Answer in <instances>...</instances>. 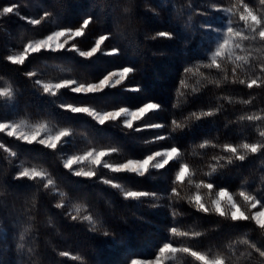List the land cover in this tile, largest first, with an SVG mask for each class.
Listing matches in <instances>:
<instances>
[{"label":"trees","instance_id":"16d2710c","mask_svg":"<svg viewBox=\"0 0 264 264\" xmlns=\"http://www.w3.org/2000/svg\"><path fill=\"white\" fill-rule=\"evenodd\" d=\"M232 0H0V10L12 3L20 5L19 13L26 17L38 18L44 11L53 13L55 20L64 25L73 26L86 16H92L94 23L90 25L85 37L78 38L76 43L81 49L87 50L100 34L111 32L112 36L106 41L107 47H120L121 55L107 57L100 54L86 59L75 52L51 53L42 51L32 54L23 66L11 65L5 56L22 50L23 44L29 40L43 37L56 28L52 20L44 21L41 25L32 26L16 15L0 17V88L13 87L18 89L17 105L10 111V118L28 122H46L53 130L61 127L70 128L75 135L71 144L63 150L53 152L40 146L20 144L13 138L0 133V142L12 146L21 153L15 161L17 166H35L46 169L57 181L58 187L70 194L71 199H65L66 207H54L59 202L58 195H52L41 189L37 191L31 181H14L12 175L16 171L9 160L0 158V264H128V260L137 256L151 257L158 246L169 239L168 228L173 220L168 201L145 200L143 202L125 201L118 191L102 183H96L83 178L71 176L63 168V156L71 152H84L91 148L118 147L120 153L114 155L109 162H120L127 158H141L151 151L168 146L173 141L143 143L151 139L157 132L165 129L146 130L142 133H124L116 126L106 125L104 129L86 116H72L67 112H58L56 106L47 96L34 91L32 81L25 72L36 71L38 77L45 81L55 82L60 79H75L80 82H93L101 78L107 71L121 66L133 65L139 69L131 83H139L145 93H126L121 88L107 91L100 96H77L67 90H62L59 100L74 105L86 104L104 111L117 106L134 108L146 98L155 99L164 104V110L156 114L157 122L168 123L172 114L183 119L191 111L214 107L217 103L223 105L221 112L211 118L195 122L191 131L177 132L174 142L185 150L183 159L190 165V172L198 173L195 180L207 179L203 173L209 169L208 164L214 163L213 154H220L219 149L208 147L199 149L197 145L204 139L217 143H240L242 140L255 142L261 138L259 129L248 122H234L240 115H264V87L248 89L240 84H221L217 88L213 84L201 82L197 84L198 76L189 75L186 79L190 88L188 101L180 108L172 107L175 102V90L184 66L195 63L203 58L209 41L199 29L204 17L192 13L212 3H231ZM252 6L259 7L258 0H247ZM146 5L156 9L157 14L147 10ZM190 5V6H189ZM128 9V11H125ZM219 16V13H213ZM233 25L239 28L237 17H233ZM224 21H216L222 26ZM169 30L177 34L174 40L145 39L155 31ZM214 35V34H210ZM253 51L256 64L264 62V46L256 42H244ZM104 47V46H102ZM259 48L260 51H255ZM155 53V54H154ZM237 54L245 55L246 53ZM229 69L231 65H226ZM202 71H207L203 70ZM261 75L258 70L250 73L245 69L241 78L248 75ZM213 78L219 74L212 73ZM200 88L193 94L191 87ZM219 96L231 98L218 100ZM251 100L250 104L242 101ZM151 122V121H150ZM228 125L226 128L225 125ZM264 129V122H257ZM0 149V157L5 156ZM259 154L249 158L237 166H228L222 173L214 176L216 182L226 186L233 193H238L244 181L245 187L251 191L262 189L260 178L264 175V164ZM176 168L170 165L165 170L156 172L153 176L140 178L132 175H117L115 180L126 189H144L158 192L166 196V190ZM104 174L112 176L107 170ZM22 185V186H21ZM194 185L183 188L184 200L176 207L181 213L176 218L177 225L183 230L200 231L205 233L198 239L190 240L182 237L171 238L175 246H190L195 249L215 255L223 251H247V246L238 243L242 239L264 244V233L255 228L251 222L234 224L230 220L215 215L198 213L189 206L187 197L194 194ZM205 201L207 195L205 190ZM35 197V204L32 199ZM159 203L164 207H151ZM80 207V216L92 214L103 222L112 235L104 237L102 233L90 232L87 222L71 221L66 215L68 211L76 214L75 207ZM52 223L49 224L48 220ZM33 225L32 232L25 240L24 253L18 252L19 233L25 224ZM115 240L116 243H112ZM229 244L234 245L229 249ZM27 248H32L31 254ZM56 251H53V249ZM70 252L69 257H60L58 251ZM79 255L80 260L71 256ZM174 264H198L186 254H177ZM240 264H249L242 259ZM250 264H261V258L254 257Z\"/></svg>","mask_w":264,"mask_h":264},{"label":"snow or ice","instance_id":"6c2138e0","mask_svg":"<svg viewBox=\"0 0 264 264\" xmlns=\"http://www.w3.org/2000/svg\"><path fill=\"white\" fill-rule=\"evenodd\" d=\"M259 7L252 6L247 0H232L231 3L225 5L223 3H212L203 6L200 9H193L192 13L204 17V20L199 24V29L204 37L209 41V47L206 49L202 59L195 63L188 64L183 67L178 86L175 90V102L172 107L180 108L182 104L188 101V90L190 85L187 82V77L191 75L198 76L197 84L206 82L215 85L217 88L221 84H240L248 89L264 87V62L256 64L255 58L250 55L253 51L245 46L244 42H256L264 46V0H258ZM190 6V5H189ZM20 5L16 3L4 6L0 10V17L16 15L19 19L26 21L32 26L41 25L44 21L52 20L56 23V28L50 31L49 34L40 39L29 40L23 44L22 50L17 54H8L5 59L11 65L23 66L32 54H38L42 51L58 53V52H75L79 57L91 59L97 54L114 57L121 55L120 47H107L106 41L111 39V32L100 34L94 40V43L87 50L81 49L76 43L78 38L86 36L90 25L94 23L92 16H86L81 21L73 26L64 25L62 22L55 20L53 13L44 11L38 18L26 17L19 13ZM147 10L153 14L156 9L151 5H146ZM128 11V9H125ZM213 13L221 15L215 16ZM233 17H237L240 22V27L233 26ZM216 21H226L224 27H219ZM215 34V35H210ZM177 34L169 30L155 31L150 35H146L145 39L156 41L159 39L174 40ZM104 46V47H102ZM246 53L245 55L237 54ZM255 51H260L259 48ZM155 54V53H154ZM230 64L229 69L226 65ZM207 70V71H202ZM247 69L248 72L254 73L256 70L261 75H248L246 78H241V73ZM139 69L131 64L121 66L118 69L107 71L101 78L93 82H80L75 79H60L55 82L45 81L38 77L36 71L25 72V76L32 81L34 91L40 95L47 96L51 99V103L56 106L58 112H67L72 116H86L94 122L97 128H93L96 133L98 129H104L106 125L118 127L124 135L129 133H142L146 130L165 129L166 132H157L151 139L143 141L145 144L157 143L160 141H173L168 146L149 152L141 158H127L120 162H109L114 155L120 153L118 147H101L91 148L84 152H71L63 156V168L76 178H83L96 183H102L112 189L118 191L119 195L125 201L143 202L145 200L159 201L166 199L168 201L166 207L170 211L173 220L172 226L168 228L169 239L165 240L161 246H158L154 255L151 257L137 256L128 260V264H166V261L174 258L178 253L186 254L192 257L198 264H240L242 259H246L249 264L254 257L261 258V264H264V244L250 242L248 239H242L238 243L246 245L247 251L240 252L239 250L224 253L223 251L211 255L195 249L190 246H175L171 238L182 237L190 240H195L203 236L205 233L200 231L183 230L177 225L176 218L181 215L176 205L179 201L184 200L182 194L186 183L194 185V194L187 197L189 206L194 208L196 212L204 215H215L217 217L230 220L234 224L240 222H251L264 233V175L260 181L261 190L251 191L244 185L238 193H233L226 186L219 185L214 176L222 173L228 166H237V162L243 164L249 156L264 158V139L252 142L250 140H242L240 143H217L213 140L204 139L197 147L199 149H219L220 154H213L211 159L214 163L207 165L208 171L203 173L207 179L195 180L197 172H190V165L183 159L185 150L174 142V134L177 132H185L187 129L191 131L193 123L201 121L205 118H211L221 112L223 105L217 103L214 107L207 109H199L191 111L183 119H178L175 114H172L170 121L166 124L155 120L156 114L164 110V104L152 99L146 98L142 103L134 108L129 106H117L110 110L101 111L93 106L86 104L74 105L73 103L63 102L59 100L62 90H67L77 96H100L109 90L121 88L126 93H145V89L139 83H131L135 74ZM219 74V78H213L212 73ZM200 88L191 87V92L195 94ZM18 89L13 87L0 88V133L7 137L13 138L20 144L32 148L40 146L53 152L63 150L66 145L71 144V138L75 133L67 127H61L53 130L48 123L38 122L28 125L24 120H14L10 118V111H14L17 105ZM218 100H228L231 103L230 97L219 96ZM244 104H250L251 100L242 101ZM151 121V122H150ZM248 122L250 125L259 129V136L264 138V129H260L257 122H264V115L260 114H245L240 115L237 121ZM227 128L228 125L226 124ZM100 134V133H99ZM5 156L0 158L9 160V163L16 168L12 175L14 181H31L37 191L43 189L52 195H58L59 202L55 203L54 207L63 209L66 207L65 199H71L70 194L62 191L57 181L52 174L46 169L37 168L35 166H24L21 162L17 166L15 161L20 159L21 153L15 150L12 146H8L0 142ZM87 162L90 167L85 169L82 167ZM264 164V159L261 160ZM170 165L176 168L174 175L170 181L169 187L166 190V196H162L158 192L148 191L144 189H126L121 183L115 180L117 175H132L136 177L155 178L153 170L159 172L165 170ZM107 170L113 174L109 176L103 173ZM22 186V185H21ZM205 190L207 202L205 201ZM35 204V197L32 199ZM159 203L151 204V207H164ZM75 207L76 214L68 211L66 215L71 221L87 222L89 231L93 233H102L104 237H109L112 233L107 228H104L103 222L95 218L92 214L80 216V207ZM256 209V211H253ZM51 224L52 220L49 219ZM33 225L25 224L18 236L16 245L17 251L24 253L25 240L29 233L32 232ZM112 243H116L115 240ZM234 245L229 244V249ZM53 251H56L54 248ZM32 248H27V253L31 254ZM60 257H69L70 252L66 250L58 251ZM73 260H80L81 256H71Z\"/></svg>","mask_w":264,"mask_h":264},{"label":"rangeland","instance_id":"374dc122","mask_svg":"<svg viewBox=\"0 0 264 264\" xmlns=\"http://www.w3.org/2000/svg\"><path fill=\"white\" fill-rule=\"evenodd\" d=\"M225 22H226V21H224L223 24H222V26H219V27L223 28ZM233 26H234V25H233ZM234 27H235V26H234ZM239 27H240V23H239ZM214 35H215V34H214ZM40 38H42V37H40ZM40 38H37V39H40ZM237 51H238V50H237ZM19 52H20V51H19ZM17 53H18V52H15L14 54H17ZM14 54H13V55H14ZM25 122H26L29 126L32 125V124L38 123V122H28V121H25ZM39 122H40V121H39ZM44 123H46V122H44ZM82 167H85V169L87 170V168L90 167V165H88L87 162H86L84 165H82ZM253 211H256V209H254ZM173 259H174V258L167 260V261H166V264H174Z\"/></svg>","mask_w":264,"mask_h":264}]
</instances>
